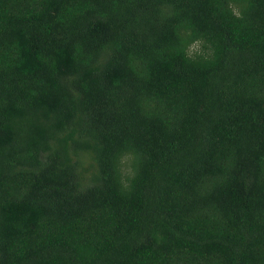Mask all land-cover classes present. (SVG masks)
<instances>
[{
  "label": "trees",
  "instance_id": "trees-1",
  "mask_svg": "<svg viewBox=\"0 0 264 264\" xmlns=\"http://www.w3.org/2000/svg\"><path fill=\"white\" fill-rule=\"evenodd\" d=\"M0 264H264V0H0Z\"/></svg>",
  "mask_w": 264,
  "mask_h": 264
},
{
  "label": "rangeland",
  "instance_id": "rangeland-1",
  "mask_svg": "<svg viewBox=\"0 0 264 264\" xmlns=\"http://www.w3.org/2000/svg\"><path fill=\"white\" fill-rule=\"evenodd\" d=\"M199 46V43L198 42H196V43H194V44H192L190 47H189V49H194V48H197Z\"/></svg>",
  "mask_w": 264,
  "mask_h": 264
}]
</instances>
